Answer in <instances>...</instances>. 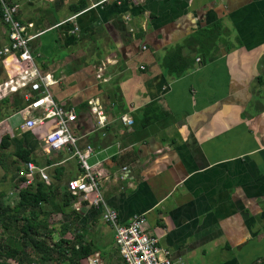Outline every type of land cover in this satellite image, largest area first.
I'll return each mask as SVG.
<instances>
[{
  "label": "crops",
  "instance_id": "0c3cea01",
  "mask_svg": "<svg viewBox=\"0 0 264 264\" xmlns=\"http://www.w3.org/2000/svg\"><path fill=\"white\" fill-rule=\"evenodd\" d=\"M10 1L31 25L26 31L39 34L29 43L36 69L50 77L52 100L74 109L71 130L80 146L92 147L87 164L119 224L143 214L145 232L181 264H264V0H135L120 7L83 0L86 8L75 15L67 7L78 0ZM214 25L219 35L201 63L195 33ZM5 42L0 23V46ZM175 47L193 60L177 78L160 65ZM11 60H0V85H14L8 81L19 66ZM25 91L0 88V140L8 137L0 149V199L24 179L13 153L25 149L55 183L50 210L80 216L74 222L81 229L68 226L60 236H80L75 246L90 248L80 264L94 255L97 264H122L99 210L79 198L62 207L65 181L80 172L69 153L42 149L51 125L20 131L35 113L3 103ZM88 101L99 106L103 126Z\"/></svg>",
  "mask_w": 264,
  "mask_h": 264
},
{
  "label": "built area",
  "instance_id": "2783aa9c",
  "mask_svg": "<svg viewBox=\"0 0 264 264\" xmlns=\"http://www.w3.org/2000/svg\"><path fill=\"white\" fill-rule=\"evenodd\" d=\"M111 2L117 7L123 4L133 5L135 0H99L97 4ZM0 23L4 28L6 42L0 46V60L11 58L12 63L19 66V70L8 86L3 83L1 86L8 87L9 91L16 88L26 89L23 92V100L26 103L24 111L27 114L35 113L22 119L18 125L20 131H28L34 128L44 127L47 124L51 128L45 132L41 138L42 149L46 153L65 151L75 159L79 175L70 178L64 183V190L79 202L99 210L100 220L112 233V243L122 264H181L177 259H172L165 249L158 245V240L149 235L144 230L145 218L143 214L131 217L128 224L120 225L117 213L110 209L100 191L97 175L92 172L87 164V159L93 154V149L89 145L80 146L79 138L73 134L71 125L76 120V113L72 107L55 103L49 91L52 82L50 77L40 75L35 66L36 55L30 49L29 43L39 34H29L27 28L30 24L24 25L18 18V5L10 0H0ZM75 32V31H74ZM145 50V47H141ZM97 79L99 75L95 76ZM92 114L96 116L97 124L103 126L104 116L96 103L88 101ZM121 122L131 124V121L122 117ZM24 181L18 188H24L31 184L34 178L39 179L45 185H49L47 176L43 169L37 168L32 162L24 164ZM123 172L125 168L121 169ZM79 203L74 207L78 208ZM95 259L87 260L89 264H97ZM263 262V261H262Z\"/></svg>",
  "mask_w": 264,
  "mask_h": 264
},
{
  "label": "trees",
  "instance_id": "16d2710c",
  "mask_svg": "<svg viewBox=\"0 0 264 264\" xmlns=\"http://www.w3.org/2000/svg\"><path fill=\"white\" fill-rule=\"evenodd\" d=\"M85 6L83 0H78L75 4L69 5L67 9L69 13L75 15L84 10ZM218 35L217 25L195 33V37L199 36L202 38V41L198 43L197 50V54L202 58L201 63L204 62L205 58L209 57L211 44ZM179 50L180 47L173 48L161 60L160 64L165 73L173 78L180 77L193 65V60L183 59L179 56ZM3 103L9 106L11 112L26 106L22 96L18 93L7 97ZM7 146L8 137H2L0 149H4ZM13 156L21 163L31 162L30 154L25 149L16 150ZM49 164L47 163V165ZM23 181V178H19L16 181L17 185H15L18 202L12 207L0 206V264H9V261L16 264H80L82 260L92 254L88 246H75L74 241L79 239L80 236H77L74 240L60 237L55 243H47L44 239L45 237L41 238L38 232L40 229L49 227L50 214L40 211V207L42 204H50V200L56 191L55 183L47 186L39 179L34 178L31 184L24 188H18V185ZM65 192L64 190V193L61 194L63 208H67L69 203L75 200V197ZM2 196V193H0V197ZM71 214L74 215V219H71L72 224L80 216L74 211ZM39 217L43 218V220ZM69 225L64 224L61 230L65 231ZM10 228H12L11 235H8ZM1 234L2 236L7 235V237L3 240L1 239ZM27 249L30 253H27Z\"/></svg>",
  "mask_w": 264,
  "mask_h": 264
},
{
  "label": "rangeland",
  "instance_id": "374dc122",
  "mask_svg": "<svg viewBox=\"0 0 264 264\" xmlns=\"http://www.w3.org/2000/svg\"><path fill=\"white\" fill-rule=\"evenodd\" d=\"M2 200L3 199H0V201H2ZM2 202L4 203L3 206L4 205H7V207L14 206L18 202L17 192L15 193V192L11 191V193H9L5 196V200ZM0 206H1V203H0ZM40 211H45L46 213L50 214V216H49L50 218L48 220V223L49 222H51V223H49V225H54V224L58 223V226L56 225V226H52V227H47L46 229H40L38 231L39 234L41 235V238L45 237L44 239L47 243H55L60 238V236L64 235V233H65L64 230H61V227L64 226V222L62 223L61 221H62V219H65V217L71 216V214L69 212V211H71V209L70 210L66 209V211L65 210L61 211L60 207L56 206L55 208L51 207V210H50V208L47 204H42L40 207ZM56 213H58L57 216H56ZM39 218H41V217H39ZM41 220H43V218H41ZM69 224H70L69 227H71L73 225V227H75L76 231H78V228L81 229V227H79L77 225V223L71 224V222H69ZM11 231H12V228L9 229L8 235H11ZM63 231H64V233H61ZM57 232L60 233V235H58V239L56 240L55 234H57ZM6 237H7V235L2 236V234H1V239L4 240ZM53 237H54V239H53ZM26 251H27V253H30V251L28 249ZM8 263L9 264H16L12 261H9Z\"/></svg>",
  "mask_w": 264,
  "mask_h": 264
}]
</instances>
